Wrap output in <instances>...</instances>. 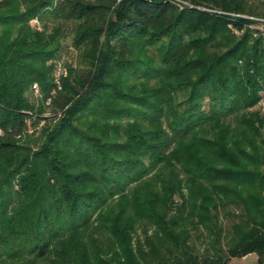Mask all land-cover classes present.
<instances>
[{"label":"trees","instance_id":"1","mask_svg":"<svg viewBox=\"0 0 264 264\" xmlns=\"http://www.w3.org/2000/svg\"><path fill=\"white\" fill-rule=\"evenodd\" d=\"M181 1L0 0V264H264L259 13Z\"/></svg>","mask_w":264,"mask_h":264},{"label":"rangeland","instance_id":"2","mask_svg":"<svg viewBox=\"0 0 264 264\" xmlns=\"http://www.w3.org/2000/svg\"><path fill=\"white\" fill-rule=\"evenodd\" d=\"M249 2L253 3L252 8L254 9L255 12H257L259 14H251V13H247V12L234 13L232 11H227L224 9L214 8V7H212V8L202 7V11L208 12L210 14L222 16V17H225L228 19L231 17L242 18V19L249 21L245 25L247 27H249L250 29L255 31L258 28V30L263 31L261 28L263 27V23H264V16L260 13L263 12L264 0H249ZM184 6L191 7L192 5H190L189 3L186 2V4H182V6L179 8L181 9ZM257 19H261V20H257ZM260 23H262V24H260ZM226 27L228 28L229 32L232 35H234L236 38H239L242 35V32L234 29V27L232 26L231 23H227ZM253 34H254V36H256L257 33L254 32ZM70 41H71L70 36L69 35L66 36L62 42V49L60 51L59 57L57 59L50 61L55 66V72H54L55 76L54 77H56L57 79L60 76H66L67 75L68 65L71 64V65L75 66L77 64V50L71 46ZM51 93L53 96L56 95V92L53 90ZM28 97L30 98L31 101H34L35 103H37V101H39L40 92H39V88L37 85H34L32 87V90L29 91V93H28ZM256 109H260L264 112V109H261L258 104H256ZM43 115L45 117H52L53 116V114H51L50 111L49 112L47 111ZM195 244L198 247L201 246V243L198 240L195 241ZM256 259H257V255L255 253H252V254H248V255L241 257V258H231L229 264H257Z\"/></svg>","mask_w":264,"mask_h":264},{"label":"built area","instance_id":"3","mask_svg":"<svg viewBox=\"0 0 264 264\" xmlns=\"http://www.w3.org/2000/svg\"><path fill=\"white\" fill-rule=\"evenodd\" d=\"M175 2H176V4H177L179 7H181L182 4H186V2L181 1V0H175ZM257 20H261V19H257ZM260 24H262V23H260ZM261 29H262L263 32H264V23H263V27H262ZM56 76H57V75H56ZM55 78H56V77H55ZM56 80H57V78H56ZM57 82H58V81H57ZM46 103H47V104L49 103V99L46 101ZM258 105H259V107H260L261 109H264V91L261 93L260 99H259V101H258Z\"/></svg>","mask_w":264,"mask_h":264}]
</instances>
